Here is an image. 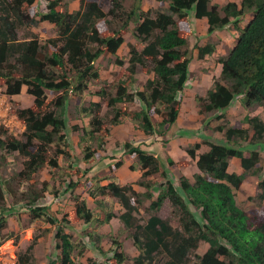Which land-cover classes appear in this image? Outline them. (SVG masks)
Wrapping results in <instances>:
<instances>
[{"label":"trees","instance_id":"trees-1","mask_svg":"<svg viewBox=\"0 0 264 264\" xmlns=\"http://www.w3.org/2000/svg\"><path fill=\"white\" fill-rule=\"evenodd\" d=\"M33 1L0 0V85L8 95L19 93L25 86L33 98L29 107L15 110L24 125L22 136L17 138L6 127L0 128V148L21 154L23 169L18 176L26 180L44 166L60 167L59 156L68 158L64 132L67 92L81 93L90 80L99 79L97 58L104 53H117L130 23H134L131 35L135 42L127 44L128 77L118 82L115 94L107 96L106 101L103 90L95 92L104 99L102 103L91 102L93 110L87 124L90 129L84 130L88 137L93 138V133L103 126L104 135H108V125L120 124L121 115L139 123L144 136L156 134V140L161 139L163 125H174L181 111V92L189 79L191 59L187 44L193 33L191 17L205 18L207 31L212 32L230 22L237 26L239 19L250 13L244 26L238 28L234 45L219 58L218 78L203 95L195 96L199 112L223 111L236 99L245 107L257 105L264 110V0H240L239 4L229 1L223 5L212 0H157L160 5L166 3L167 8H157L154 14L142 10L140 0H108L107 12L102 10L103 0H78L79 8L75 11L68 9V1L45 0V12L38 18L28 11ZM126 2H130V8ZM40 21L53 24L56 35L43 41L33 36L18 38L17 27L35 26ZM195 48L198 59L215 50L211 43L195 44ZM115 62L121 65L123 60L116 56ZM137 68L152 72L153 77L146 80L142 90L128 91L127 87L134 85ZM47 91L58 94L49 97ZM132 101L139 102L141 108L131 109L128 104ZM104 105L114 112L107 119L108 125L98 115ZM83 110L90 112L89 108ZM152 114L160 115L159 128ZM216 117L222 118L223 113ZM241 121L238 125H217L215 129L223 133L222 140L205 135L204 152L197 153L199 143L188 147L187 156L196 159L197 171L192 178L181 173L177 183L164 168L162 180L155 185L149 176L160 171L158 158L138 144L124 142V152L139 164L134 161L131 167L142 170L135 183L144 190L138 192L131 184L120 185L116 178L106 184L95 182L89 195L103 213L100 223L109 222L115 215L105 204V199L111 197L124 209L119 218L127 226L131 225L138 204L145 200L150 201L149 209L156 210L168 199L178 222V227L173 228L168 221L152 214L144 224L134 225L133 244L138 250L134 264H151L159 254L161 264H264V170L260 172L261 151L256 149L264 145V121L258 115H246ZM97 140L102 142L101 137ZM119 153L112 157L119 158L109 164L111 171L123 163V152ZM93 154L87 145L82 159L88 160ZM167 163L179 168L189 161L168 158ZM252 174L256 175V199L261 205L258 203L259 207L250 214L238 205L236 192L243 190ZM76 181L72 177L65 181L67 193L77 185ZM48 188L46 182L39 190L31 185L26 207L31 219L54 225L58 221L56 213L49 204L39 202L43 192L49 193ZM11 191L6 186L0 189V198ZM6 210L0 208V230L6 224ZM64 211L71 223L93 219L85 200H77L73 208ZM54 237L60 253L53 255L49 264H86L74 259L77 246L62 226H58ZM202 241L207 247L198 254L196 249ZM114 243L120 246L119 242ZM77 253L81 256L82 248ZM113 259L115 264H123L125 257L115 250ZM24 260L19 255L21 264L26 263Z\"/></svg>","mask_w":264,"mask_h":264},{"label":"rangeland","instance_id":"rangeland-1","mask_svg":"<svg viewBox=\"0 0 264 264\" xmlns=\"http://www.w3.org/2000/svg\"><path fill=\"white\" fill-rule=\"evenodd\" d=\"M65 1H68V9L70 11H75L79 8L78 0ZM212 1L222 5L229 1H234L237 4L240 3V0ZM125 4L128 5L129 8L131 7L130 2H126ZM45 6V0H34L33 3L28 6V11L38 18L39 14L45 12ZM139 6L142 10H149L152 14H154L157 8L160 10L167 8L166 3L160 5L157 0H140ZM108 9V0H103L102 10L107 12ZM249 16L250 13H247L241 17L237 26H234V24L230 22L225 27L221 29L217 28L212 32L207 31V23L204 22L193 26L194 19L191 18L192 21L190 24L193 33L188 37L187 44V55L191 59L189 64L190 72L189 79L186 81V86L181 92L182 111L180 112L178 122L174 123L173 126H162L161 130L163 134L160 139V142L166 145L168 140H173L175 138L177 143L172 144L171 151L175 154H179V160L187 156L186 149L195 143H199L201 148H205V144L203 143L206 136L205 138L203 136L206 134L207 137H212L213 134L216 135L217 132H214L217 131L215 127L219 124L223 123L227 126L238 125L239 123L242 124L241 120L246 115H258L264 121V110L261 106L252 105L245 107L236 99L223 111L201 114L197 101L195 100V96L203 95L214 79L218 78L220 68L219 58L224 57L227 51L234 45L235 38L238 35V28L244 26ZM133 27L134 23H130L127 31L122 34L124 43L115 55L104 53L97 58L96 66L100 72L99 79L90 80L87 89L81 93L67 92L65 113L67 127L64 132L66 134L69 156L66 159L62 156L58 157L60 167H55L53 169L44 166L42 169L33 173L30 179L26 180L18 176V173L23 169L24 158L21 154L17 151L7 152L0 148V189L6 186L7 188L10 187L12 190L9 194L4 193L0 198V208H6L8 210L4 213L6 215V224L0 230V264L12 261L13 256L11 255L15 256L17 264H21L22 262L19 261V255L23 256L25 259L24 261H26V263L24 264H49L51 257L60 253L59 249L56 247V239L54 237L58 226H62L64 232L70 234L75 242L77 250L74 251L73 257L76 261L89 264V261H87L89 259L98 264H115L113 254L115 250H117L118 252H122L125 257L123 264H134L133 260L138 255V250L133 244L132 234H134V225L144 224L147 218L154 214L168 221L173 228L178 227L177 217L173 213L168 199H165L156 210L148 208L150 202L148 200H145L141 205L138 204V210L132 213L133 220L131 221V225L127 226L119 218L120 214L124 212V209L117 199L112 197L109 199L106 198L105 204L106 208L110 207L113 209L115 215L110 218L109 222L100 223V220L103 219V213L95 207L94 199L89 195V192L94 188L93 184L95 182L106 184L113 178H116L120 185L131 184L132 187H140L133 180L141 174L142 170L138 169L139 172H137L133 167H130L133 160L132 158L129 160L127 157L125 159L127 164L113 171H111L109 167L111 162L117 161L119 157H115L116 159L112 157L118 156L120 151L123 152V155H121L123 158L121 159L122 161L124 160L125 155H127L124 152V142H130L132 145H140L138 142H140L144 136L139 132L141 131L138 125L139 123L129 117L121 115L120 119L122 120L120 124L108 125L107 119L114 112L104 105L100 109L98 115L100 118L104 119V123L109 126L108 135H104V126L98 133H93V138L88 137L84 131L85 128L90 129L87 124L91 116L90 113L93 110L91 106L92 100L102 103L104 99L103 96L95 92L103 90L105 92L104 96L106 101L108 98L107 96H113L115 94L118 82L128 77V72L126 70L128 66L127 44L135 42L131 35ZM17 34L19 39L33 36L43 41L46 38L56 35V27L46 21H40L35 26L17 27ZM207 43L214 44V52L198 59L195 44L203 46ZM116 56L123 60L121 65L115 62ZM152 77V72L145 73L137 68L134 74V85L128 86V91L133 89L134 91L142 90L146 80ZM47 93L49 97L58 94L51 91H47ZM32 100L33 98L26 92L25 86H22L19 93L8 95L5 93L4 87L0 85V128L6 127L8 133L20 138L24 131V125L18 120L15 110L29 107L32 104ZM128 105L134 110H139L141 108L137 101L129 102ZM85 108L90 109L88 114L84 113L83 109ZM221 113H223V117L217 119L216 115ZM153 114L152 120L156 128H159L161 117L160 115L157 116ZM154 135L156 134L149 137L150 142L151 140L152 142H156ZM195 136L196 139L194 142L188 141L187 143H183L184 139H192ZM99 137L102 138V142L100 143L97 140ZM216 138L217 140L224 139L223 133L219 132ZM239 143L240 145H246L243 142ZM87 145L90 146V149H93L94 154L90 159L83 160V148ZM153 148L158 154V161L159 158L165 160L168 156L166 150L158 143L152 145V152ZM256 149L261 151L259 156L261 159L260 172H262L264 170V145L257 146ZM101 150H104L106 153ZM134 160L137 162L136 159ZM73 169L77 171H73ZM236 169L237 168L234 167V170ZM69 170L70 172H68ZM169 171L171 172L169 176L177 183L181 173L184 174L183 172H187L188 177L192 178V173L195 172L196 169L193 166L182 170L175 169V167L172 169V167H170ZM161 172L160 170L149 176L155 185L162 180ZM70 177L77 180V185L67 193V190L65 191L67 182L65 183V181ZM256 180V175L248 177V183L243 190L236 192L238 205L246 209L250 214L254 213V210L259 207L258 203L261 205V202L256 199ZM42 182L47 183L49 193L45 190L46 192H43L44 194L39 202L49 204V208L54 214L56 213L55 216L58 221L54 225H50L41 219H31L29 208L26 207L31 185L35 187V190H39ZM142 190L144 189L142 188ZM154 194L157 195V192ZM97 198H99V196ZM77 200H85L93 213V219L89 221L81 220L76 223H71L67 219L64 213L66 210L64 211V209L73 208ZM262 202L264 203V201ZM95 212L97 215H94ZM46 229L49 230L46 232ZM114 241L119 242L120 246L117 247ZM96 246H99V249H97ZM206 247L207 243L202 241L196 249V252L202 254ZM80 248L83 250L81 256L77 253ZM158 256L154 258L151 264L162 263V257ZM191 258L194 259V255H191Z\"/></svg>","mask_w":264,"mask_h":264},{"label":"crops","instance_id":"crops-1","mask_svg":"<svg viewBox=\"0 0 264 264\" xmlns=\"http://www.w3.org/2000/svg\"><path fill=\"white\" fill-rule=\"evenodd\" d=\"M220 5H222V4H220ZM192 18V17H191ZM190 18V22L192 21V19ZM195 20V21H194ZM193 20V22H194V24H193V26H196L197 24H201L202 22H204V23H207L206 22V19L205 18H201V19H194ZM206 26H207V24H206ZM197 39V38H196ZM217 71H218V69H217ZM93 101V100H92ZM182 111V110H181ZM180 111V112H181ZM179 117H180V113H179V115H178V117H177V120H176V122H178V119H179ZM175 122V123H176ZM139 130V129H138ZM140 132V134H142L143 135V133L141 132V131H139ZM214 132H217V134L215 135V134H213V138L215 139V140H217V138H216V136L218 135V133L220 132V131H214ZM220 133H222V132H220ZM144 136V135H143ZM154 136H156V135H154ZM206 136H207V134H206ZM204 138H205V135L203 136ZM179 139H181V138H179ZM183 139V138H182ZM196 139V136L195 137H193L192 139H189V138H186V139H184V141H183V143H187L188 141H190V142H194V140ZM156 142H152V140H151V142H150V140H149V137H146V136H144L143 137V139L140 141V142H138V143H140V147L141 148H143L144 150H146V152H149L150 154H152L153 156H155V157H158V154H157V152L156 151H154V148H153V152H152V145H154L155 143H158L161 147H163V149H165L166 150V152H167V157L165 158V160H162L161 158H159V162H160V170L161 171H164V168L165 169H167L168 170V172L170 173L169 175H171V172L169 171V168L170 167H172V169H174V167H175V169H184V168H190V167H194L195 169H196V171H197V167H196V164H195V160L196 159H191V158H189V156L187 157V156H184L183 158H181L180 160H188L189 161V164L188 165H186V166H182V167H177L176 165H168V163H167V160H168V158H170V159H172V160H174V161H178L179 160V154H175L173 151H171L172 150V144H174V143H177V141L175 140V138L172 140H168L167 141V143H166V145H164L162 142H160V140H155ZM180 142H181V140H180ZM204 144V143H203ZM200 149H198L197 150V153H201V152H204V151H206L207 150V145L205 144V148H201V145H200V147H199ZM148 150V151H147ZM101 151H104V150H101ZM105 152V151H104ZM106 153V152H105ZM148 153V154H149ZM129 158V160L132 158L131 156H129L128 154L127 155H125V158H124V160H123V163H122V165L121 166H123L124 164H127L126 162H125V159L126 158ZM122 158H123V156H122ZM133 160H132V163H133V161H135L134 159L135 158H132ZM128 162V161H127ZM131 163V164H132ZM130 164V167L132 166ZM236 167V166H235ZM132 168V167H131ZM237 168V167H236ZM133 169L134 170H136L137 172H139L138 171V169L139 168H134L133 167ZM140 170V169H139ZM135 171V172H136ZM195 171V172H196ZM184 173V175L185 176H187L188 177V174H187V172H183ZM194 173V172H193ZM192 173V174H193ZM140 176V175H139ZM139 176L135 179V180H133V181H137L138 180V178H139ZM136 191H138V192H142L143 190H142V188H141V186L140 187H133Z\"/></svg>","mask_w":264,"mask_h":264},{"label":"built area","instance_id":"built-area-1","mask_svg":"<svg viewBox=\"0 0 264 264\" xmlns=\"http://www.w3.org/2000/svg\"><path fill=\"white\" fill-rule=\"evenodd\" d=\"M11 256H13V258H12L13 260L12 261L4 262L2 264H17L16 259H15V256L14 255H11Z\"/></svg>","mask_w":264,"mask_h":264}]
</instances>
